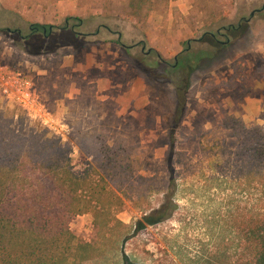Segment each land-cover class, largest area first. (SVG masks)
I'll list each match as a JSON object with an SVG mask.
<instances>
[{"label":"rangeland","instance_id":"1","mask_svg":"<svg viewBox=\"0 0 264 264\" xmlns=\"http://www.w3.org/2000/svg\"><path fill=\"white\" fill-rule=\"evenodd\" d=\"M178 1L154 0L152 25L111 21L122 32V44L134 47L130 68L138 67L140 79L131 69L116 72L110 75L111 92L96 96L88 90L75 98L77 77L63 61L79 63L82 50H102L110 43L125 53L117 44L120 36L100 28L103 21L65 29L68 18L90 19L86 0H0V60L33 80L49 110L68 125L70 139L62 141L0 93L1 110L70 146L78 173L93 168L101 172L99 160L110 148L134 178L156 176L150 188L124 187L125 206L100 217L99 227L107 233L95 230L92 213L72 223V231L92 242L97 255L116 258L112 264H238L247 256L237 221L253 211L252 192L209 161L201 143L207 142L209 131L223 136L226 115L264 128V0H185L183 12ZM33 25L40 28L36 34ZM222 27L234 28L230 45L212 36ZM144 53L148 59L138 63ZM181 55L188 56V68L179 66ZM49 69L55 78L44 72ZM136 81L142 84L134 86ZM179 88L187 91L182 110ZM172 149L185 155L176 159L179 209L171 221L139 231L143 214L135 205L150 209L162 203ZM120 182L111 186L119 190ZM161 250L173 263H165Z\"/></svg>","mask_w":264,"mask_h":264},{"label":"trees","instance_id":"2","mask_svg":"<svg viewBox=\"0 0 264 264\" xmlns=\"http://www.w3.org/2000/svg\"><path fill=\"white\" fill-rule=\"evenodd\" d=\"M86 3L91 6L90 19L68 18L65 29L86 28L103 21L100 28L118 34L117 44L122 46V32L115 31L110 22L146 24L155 10L154 0H86ZM233 29L219 28L212 33L213 38H223L225 41L218 43L230 45ZM44 30L47 33L45 27ZM31 31L36 34L40 28L33 25ZM124 48L128 53L134 49ZM146 59L144 53L137 62L144 64ZM179 66H190L188 56L181 55ZM178 95L182 110L187 103V91L179 88ZM222 130L220 138H216L214 131L207 132V142L201 143L202 152L223 173H232L240 187L251 190L254 209L237 221L238 236L243 251L247 252L238 264H264V128L248 127L242 119L226 115ZM106 149L99 160L101 172L93 168L78 173L72 167L70 146L55 137L39 134L0 107V264L113 263L116 258H109L108 253L97 255L92 242L79 238L71 225L78 217L92 213L95 230L107 233L108 230L99 227L100 217L115 214L125 206L124 187L150 188L156 176L134 178L130 167L121 164L118 153ZM184 156L172 149L167 159L170 177L165 182L160 206L148 209L135 205L143 214L137 230L157 227L174 218L179 209L176 159L180 161ZM118 179H121L119 190L111 186ZM113 221L122 223L117 218ZM108 225L109 222L104 227ZM110 252L116 253V248ZM161 254L167 257L165 263H173L166 250H161Z\"/></svg>","mask_w":264,"mask_h":264},{"label":"crops","instance_id":"3","mask_svg":"<svg viewBox=\"0 0 264 264\" xmlns=\"http://www.w3.org/2000/svg\"><path fill=\"white\" fill-rule=\"evenodd\" d=\"M183 1L185 0H180V3L179 1L177 2V5H179V8L182 12L184 9V5L182 4ZM155 11L156 10H154L153 13ZM153 13L150 17V20L147 22L151 25L153 24ZM140 42L142 43L143 40H140ZM81 53L82 58L79 63L76 61V59L73 61V64L69 62V59L63 61L64 67L69 69L72 68L73 72L75 73V77H77L74 81L77 93V96L75 98H83L88 90H90V95L96 96H98L102 92H111L113 90V81L110 75L115 76L114 74L116 72H121V74H123L127 73L131 69L134 73L137 74V78L140 77L139 69L136 65L130 68V53H128L127 51H125V53L121 52L118 50V48L115 49L114 44L112 43L102 48V50H82ZM53 71L54 70L49 69V71L44 72L51 75L52 78H55V76L53 75ZM138 83L139 82L136 81L134 86H136L137 84V86L139 87L140 84H142ZM107 100L108 98H103V101Z\"/></svg>","mask_w":264,"mask_h":264},{"label":"built area","instance_id":"4","mask_svg":"<svg viewBox=\"0 0 264 264\" xmlns=\"http://www.w3.org/2000/svg\"><path fill=\"white\" fill-rule=\"evenodd\" d=\"M0 93L26 111L30 118L48 128L62 141L70 139L68 125L51 112L35 88L33 80L0 61Z\"/></svg>","mask_w":264,"mask_h":264},{"label":"water","instance_id":"5","mask_svg":"<svg viewBox=\"0 0 264 264\" xmlns=\"http://www.w3.org/2000/svg\"><path fill=\"white\" fill-rule=\"evenodd\" d=\"M263 10H264V7H263ZM254 16V14H252V17ZM7 32H9V33H11V34H15L16 32H14V31H12V30H10V29H7ZM20 34H21V32H20Z\"/></svg>","mask_w":264,"mask_h":264},{"label":"flooded vegetation","instance_id":"6","mask_svg":"<svg viewBox=\"0 0 264 264\" xmlns=\"http://www.w3.org/2000/svg\"><path fill=\"white\" fill-rule=\"evenodd\" d=\"M253 14L255 15V13H253ZM253 17H254V16H253ZM44 32L46 33V30H44ZM18 34L21 35L20 32H19ZM212 36H213V35H212ZM213 37H214V36H213ZM24 39H25V38H24Z\"/></svg>","mask_w":264,"mask_h":264}]
</instances>
